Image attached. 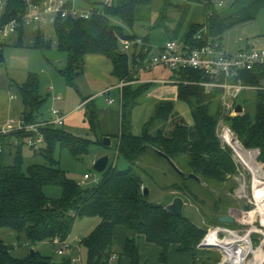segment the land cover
Masks as SVG:
<instances>
[{"label":"trees","instance_id":"16d2710c","mask_svg":"<svg viewBox=\"0 0 264 264\" xmlns=\"http://www.w3.org/2000/svg\"><path fill=\"white\" fill-rule=\"evenodd\" d=\"M3 1L5 10H0V29L25 12L28 6L26 0ZM32 1L38 4L44 0ZM85 1L90 6L100 3L99 0ZM173 1L175 0H164L165 6H171ZM186 1L201 3L206 11L205 23L193 25L185 37V45L193 48L205 46L210 41L221 43L227 30L255 20L257 15L254 10L264 6L263 0H233L227 11L219 12L215 7L218 0ZM152 2L153 0H114L112 6L105 8V16H94L89 20L57 19L54 25L57 49L67 56V67L60 74L67 85L80 93L77 81L84 73L85 58L88 55H101L110 60L114 67L113 75L119 81H133V63L129 64L128 57L120 50L121 40L132 37L126 36L123 28L115 25L112 19H118L131 27L135 21L136 8ZM68 4L72 5V1ZM204 28L208 30L207 36L200 41L195 40ZM25 33L24 28L17 33L20 46L23 45ZM34 41L33 49L43 51L51 48L40 30L35 32ZM146 56L147 53H141L143 60ZM173 73L178 81L177 99L190 107L193 126H189L183 117L175 113L174 102L160 101L144 124L142 134L135 135L131 113L147 95L150 84L126 86L121 99L120 132L115 137L118 140L116 158L127 162L128 168L121 171L115 163L109 164L102 174L101 182L91 189L66 177L60 162L55 158L56 150L58 147L67 148L75 157L84 156L90 153L93 145L102 146L104 138L110 136L100 133V139L97 140L79 138L64 127L43 126L39 131L44 136L45 143L40 147L30 148L36 156L43 157L45 164H35L24 169L23 149L35 134L21 130L0 135V231L7 229L18 235L23 234L32 244L52 243L56 238L69 239L77 219L99 218L98 226L80 241L87 252V264H110L115 254L121 259L126 258L129 264H146L142 261L141 240L159 248L160 264H168L171 251L190 255L191 264H219L221 256L218 252L199 249L206 236V229H202L184 213L180 217L170 214L166 207L176 197L183 198L186 203L188 199L199 202L197 192H207L204 184L222 186L232 182L236 186L232 177L237 174V165L232 152L223 148L217 135V127L221 121L227 123L246 149L259 150V161L264 163V66L242 72L238 79L246 86L257 88L253 118L248 114L226 116L220 100L222 91L212 89L206 92L199 85L200 82L210 81L204 73L194 70ZM20 94L23 104L21 116L26 125L46 122L42 109L47 99L40 93L37 75L28 76L20 87ZM89 99L83 98L82 102ZM86 106L87 121L96 137L100 127L99 110L93 101ZM158 151L170 158L183 174L171 167L176 180L163 188L166 191H176L178 195H172L164 202L153 203L143 195L144 183L141 176H150V172L142 166V159L148 152H152L157 159L168 163ZM190 175L197 176L200 182ZM48 186L60 187L63 191L62 198H48L45 194ZM222 202V199L215 202V214L219 212ZM215 214L209 219L210 225L225 226L219 223V218L226 213ZM227 227L232 229L235 224ZM120 229L126 234L125 244L116 253L114 246L117 230ZM216 235L211 233L209 236L210 246L217 247L219 240ZM12 248L0 237V264H55L52 257L43 256L39 252L19 259L12 255ZM62 264L73 263L71 259H65Z\"/></svg>","mask_w":264,"mask_h":264},{"label":"rangeland","instance_id":"374dc122","mask_svg":"<svg viewBox=\"0 0 264 264\" xmlns=\"http://www.w3.org/2000/svg\"><path fill=\"white\" fill-rule=\"evenodd\" d=\"M71 1L76 8H85L88 6L85 0ZM100 1L103 0H99V2ZM185 1L175 0L172 3V7H167L165 6L164 0H153L151 7L156 11V14L154 15V26L152 25L153 28L149 30L154 34L153 43H165V39L163 41V37L165 36L164 32L158 31L157 28H163V26L166 25L172 31H179L181 27H183L185 20H189L188 18L196 7H200L201 9L204 8L201 3H188ZM232 1L233 0H218L215 2V7L219 12L227 11ZM217 3H220L222 6H216ZM186 5L189 7H185ZM254 12L257 15L255 20L237 25L223 34L222 48L224 51L235 54L248 49H264V6L256 8ZM112 22L116 21L112 19ZM119 24L126 28V31L128 30L127 25H124L122 22ZM147 25L148 24H144L141 21L135 23V31H140L138 36H142L141 32L145 33L144 27ZM43 33L45 40L51 44L50 49L43 51L32 48L35 42L34 28L27 29L26 36L23 38V45L21 46L19 45L20 39L17 34H12L8 38L0 37L2 44L1 50H3L5 58L4 63L0 65V129L8 127L6 124L9 120H18L21 118L23 104L20 87L26 82L30 74H35L39 77L40 93L45 99H47L46 104L42 109L43 116L45 117L44 119L47 121L53 120V110H58L66 115L74 107L80 105L83 98H86L89 95H95L101 89H105L104 87H108L103 84L104 82L92 79L88 74L89 69H87V74H83L77 81L80 93L69 87L60 74V71L67 67V56L64 53H60L57 49L58 40L55 31L53 27L50 26L43 29ZM181 37V35H178V38L175 41L180 43L182 40ZM145 38L146 35L140 37L141 40H144ZM150 47L152 48L149 49L144 60L146 65L150 62L152 57L159 52V49H157L159 48L158 46L151 44ZM134 52L135 45L132 46L128 55H133ZM132 72L133 81H124L129 84L142 82L140 80V73L135 69H133ZM144 73L145 77H156L161 80L169 79L172 83L156 82L153 84L147 95L141 101V104L132 110L131 121L133 133L135 135L142 134L143 126L154 113L156 104L164 100L173 101L175 103V113L183 117L189 126H193L194 120L190 107L179 101L176 97V85H178V81L174 73L169 72V70L164 72L162 76L154 75L152 73L149 74L147 72ZM111 81L113 84L116 83L112 77ZM174 83H176V85ZM59 96H61L62 99L56 100V97ZM119 97V90L108 89V93L106 92V94H101L93 98L95 99L94 103L99 110L101 123L96 137L90 130L86 115L84 116V119H82V116L86 112V108H83V106L71 115V120L77 121V125L72 128H69L66 124L63 126L66 130L79 138L97 140L100 139V133H110L112 135V138H110V147L106 148L103 145H93L89 154L80 157L73 156L67 148H57L55 158L60 162V167L69 180H72L79 185L83 182L85 175L91 176V178L85 182L83 186L85 188L91 189L101 182L103 176L95 170L94 165L102 156L108 155L110 158V164L112 165L115 163L117 168L121 171L128 168L127 162L123 159L117 160L116 158L118 140L115 135L120 131ZM108 98L115 99V103L109 105L107 103ZM256 104L257 90H243L237 100V105H241L244 109L243 114H248L252 118L255 116ZM225 124L227 125V123ZM23 157L24 169L35 164H45L43 157L40 155L36 156L34 150L28 146H25L23 149ZM142 166H145L147 170H149L150 176H152H141L144 187L149 190L150 194L148 197L150 202H164L167 198L169 199L172 197V195H178L176 191H166L165 188H163L176 180V175L172 172L171 166L168 163L157 159L156 155L152 152H148V154L142 159ZM232 179L233 182L236 183V186L232 182L225 183L222 186L204 184L207 192H197V195L200 198L199 202L191 199L187 200L183 213L191 217V219H193V221L202 229H206V236H210L211 233L219 227L210 225L209 223V219L214 217L215 211L213 212V207L218 199L223 200V204L220 205L218 213H226L225 216H230L235 222V227L232 229L227 227L229 225L220 227L236 231L240 236H244L250 230V226H238L236 220L240 217V212L244 209V204L247 202L248 197H251L252 177L247 172L239 174L237 168V174L234 175ZM45 194L52 200H59L63 196V191L60 187L48 186L45 188ZM99 223V218L77 219L69 238L72 249L66 251L63 256L57 254V250L60 248L59 246H56L51 242L38 244L29 243L23 234L18 235L12 230H1L0 237H2L9 246H13L15 243L17 244L16 247L12 248L11 253L19 259L27 257L33 251L39 252L43 256L52 257L55 264H62L65 259L80 260L81 263L79 264H87V252L81 246L80 241L90 235ZM219 239L217 248L221 243V240L226 239L228 241V244L225 243L226 240L222 243L221 251L217 248L203 249L215 253L218 252L221 256L219 264H235L238 253L241 250L250 253L247 259V264L252 262L253 257L256 256L260 257L261 264H264V244H262L263 239L261 240L259 235L255 233L250 235L252 250L249 245V240L246 238L239 236L229 238L226 234H220ZM144 242L145 241L141 240L139 243L140 246H142L141 256L144 259L143 262L146 264H160V255L158 254L159 248L152 245V249L145 251L143 250V245L146 244V242ZM114 249L116 253L120 252L121 246L119 239L116 241ZM178 255V253L171 251L168 264H182L177 257ZM117 257L120 259L118 254ZM110 264L115 263L110 262ZM116 264H118V262Z\"/></svg>","mask_w":264,"mask_h":264},{"label":"built area","instance_id":"2783aa9c","mask_svg":"<svg viewBox=\"0 0 264 264\" xmlns=\"http://www.w3.org/2000/svg\"><path fill=\"white\" fill-rule=\"evenodd\" d=\"M26 2L28 6L25 12L19 14L11 22L1 26V37L8 38L12 34H17L19 29L22 28L43 30L51 26L54 29V25L59 18L89 20L94 16H105V8L114 4V0H103L97 5L76 8L73 2L72 5L68 4L70 0H44L38 4L33 3L32 0H26ZM216 6L220 7L222 5L217 3ZM0 10L2 12L5 10V2L3 0H0ZM207 33V28H204L194 39L200 41L207 36ZM121 45L123 53H128L133 45L141 49V53H148V49L144 46V43L141 40H135L132 42L125 39L121 40ZM258 66H264V49L243 50L235 54H229L223 50L220 42L210 41L205 46L193 48L192 46H186L171 40L162 47L158 55L152 57L146 67L142 66L141 68V66L137 65L135 70L140 73V71H148L152 68L163 67L171 72L182 70L202 72L210 78V81L200 82L199 85L205 88L206 92H209L212 89H220L222 91L220 100L226 116L236 117L239 115L236 112L238 106L237 100L242 91L257 90L255 87L246 86L241 81H238L239 76L242 72L252 71ZM130 84L121 81L117 87L113 88L120 90V102L123 89ZM57 99L60 100L61 97H58ZM107 103L113 105L115 99L108 98ZM52 117V121H46L34 125H26L22 116L18 120H9L6 124L8 127L0 129V135H6L14 131L28 130L35 134L34 137L28 140V146L31 148L40 147L45 143L44 136L39 131L41 127L47 125L63 127L66 124L67 116L62 112L53 110ZM217 135L223 148L229 149L232 152L239 174L247 172L251 175L252 192L251 197L249 196L247 199V203L250 205V210L245 211V209H243L240 212V217L236 220L238 226H250V230L244 236H240L236 231L219 226L213 231V233H217L216 238L218 240H220V234H226L229 238L235 236L246 238L249 240V245L252 250L250 240L251 234L255 233L259 235L260 239H263L262 244H264V219L262 216L256 215L253 217L252 215V213L258 209V202L256 199L258 191L264 188V163L259 161L260 151L246 149L240 143L232 129L227 126L224 121L219 123ZM1 154L2 149L0 148V155ZM90 178L91 176L85 175L83 182L79 185L84 186L85 182ZM52 243L60 247L57 250V254L60 256L65 255L66 251L72 249L69 239L60 240L56 238ZM209 244V235H207L200 245L210 246ZM16 246L17 244L15 243L13 247ZM217 249L221 251L220 248ZM115 258L116 257L114 256L110 261H114ZM72 263L79 264L81 262L80 260L74 259L72 260Z\"/></svg>","mask_w":264,"mask_h":264},{"label":"crops","instance_id":"0c3cea01","mask_svg":"<svg viewBox=\"0 0 264 264\" xmlns=\"http://www.w3.org/2000/svg\"><path fill=\"white\" fill-rule=\"evenodd\" d=\"M185 2H188V1H185ZM151 4H149V5H142V6H139V7L136 8V10H135V21H134V24L131 27L127 26L128 27V30L127 31L125 30L126 28H124L121 24H119L121 22L120 20L114 19L116 21V22H114L115 25L121 26L123 28L124 34L126 36L132 37V39H129L130 41L133 42L135 40H141L140 37L146 35V38L144 40H141V41L144 43V46L148 49V52H149V49L152 48V47H150L151 44H153L154 46H158L159 48H157V49H159V52H160V50L162 49V47L168 41H171V40L172 41H175V40H177L178 35H181L182 36L181 37L182 40H181L180 43L185 45V43H184L185 37L189 34L192 26L193 25H202V24L205 23V20H206V11H205V8L201 9L200 7H196L192 11L193 13L188 18L189 20L188 21L185 20L183 27H181V29L179 31H172L166 25H164L163 28H161V27L160 28H157L158 31H163L164 32V35L165 36L163 35L164 36L163 37V41L165 39V43L164 44L163 43H161V44L160 43H155V42L153 43V35L154 34H152V32L149 31V30L151 28H153V26H154L153 25V21H154V15L156 14V11L151 7ZM171 7H172V5H171ZM185 7H189V6L186 5ZM138 21H141L144 24H148L147 26L144 27L145 28L144 29L145 33L144 32H141L142 36H138V34L140 33V31L139 30L135 31V29H134L135 28L134 25ZM155 28H156V26H155ZM36 31H37V29H35V32ZM40 31L43 32V30H40ZM26 33H27V29H26ZM26 33H25V36H26ZM221 46H222V41H221ZM120 50L122 51L121 42H120ZM248 50H252V49H248ZM159 52H158V54H159ZM128 53H123V54H125L128 57L129 64H132L133 63V68L134 69L137 68V65L141 66V68H142V66H144V67L147 66L146 63L144 62L145 59L143 60V58H141V49H139V48H137L135 46V52H134V54L133 55H128ZM227 53H229V52H227ZM229 54H234V53H229ZM87 69H89V71ZM113 69H114V67H113L112 62L110 60H108L107 58L101 56V55H88L85 58V66H84V73L83 74L84 75L87 74V71H88V74L91 76L92 79H94L95 81L100 80V81L104 82L103 84L107 85L108 87H104L105 89H101L95 95H89L88 97L90 99L88 101H86L84 103L81 102L80 105H78L77 107H74L68 114H66V116H67L66 125L69 128L75 127L77 125V121L71 120V115L75 111L79 110L80 107H82V106H83V108H86L87 109V106H86L87 103L88 102H92V101L94 102L95 101V99H93V98L97 97L98 95L105 94L106 92H108V89L109 90H112L113 88L117 87L120 84L121 81H119L113 75ZM166 71H167V69H165L163 67H157V68H152V69H150L148 71H144V72H147L149 74L152 73L154 75L156 74L158 76H162L164 74V72H166ZM144 72L143 71H140V80L142 82H137V83L134 82V83H132L130 85L133 86V87H137L138 85H141V84H152V85H150V87H151L156 82L172 83V81H170L169 79L168 80H161V79H157L156 77H145V73ZM169 72H171V71H169ZM111 77L116 82L115 84L112 83ZM174 84L176 85V83H174ZM176 90H177L176 91V97H177V95H178V87H177ZM119 92H120V90H119ZM59 97H61V96H59ZM57 98L58 97H56V100H58ZM61 99H62V97H61ZM164 101H169V100H164ZM120 112H121V102H120L119 116H120ZM85 115H86V112L82 116V119H84V116ZM43 118H45V117L43 116ZM84 123H85V120H84ZM100 125H101V123H100ZM119 132L115 136H117L119 134ZM103 135L110 136L109 138H112V135L110 133H104ZM124 236L126 237V234H125V232L122 229L117 230L116 241L119 239V243H120V246H121V250L123 249L124 244H125V237ZM142 241H144V240H142ZM141 247L142 246H140V250H141ZM149 249H152V245L151 244L146 243V244L143 245V250L149 251ZM158 254H160V250L159 249H158ZM114 256L116 257L115 260L114 261H110V262H113L115 264L117 262H118V264H129V261L126 258H122V259L120 258L119 259L116 254L113 255V257ZM177 257L181 261L182 264H191L192 263L191 256L188 255V254H179ZM143 260L144 259L142 258V261Z\"/></svg>","mask_w":264,"mask_h":264},{"label":"water","instance_id":"95a60500","mask_svg":"<svg viewBox=\"0 0 264 264\" xmlns=\"http://www.w3.org/2000/svg\"><path fill=\"white\" fill-rule=\"evenodd\" d=\"M14 14V13H12ZM5 61L4 58V53L3 50L0 49V65H2ZM236 112L239 115H242L244 113V109L242 108L241 105H238L236 108ZM103 146L108 148L111 146V139L109 137H105L103 140ZM158 154L160 156H162L164 159L167 160V162L169 163V165L179 174H183L180 169L172 162V160L170 158H168L165 154L161 153L158 151ZM110 164V158L108 155L102 156L101 158H99L96 162H95V170L100 173L103 174L104 172H106V170L108 169ZM191 178L195 179L197 182H200V179L197 176L194 175H190ZM149 190L144 187L143 188V195L148 197L149 196ZM186 206V202L184 201L183 198L181 197H176L174 198V200L166 207V211L169 212L170 214L174 215V216H182L183 215V211L184 208ZM244 209L245 211H249L250 210V205L249 203H245L244 204ZM219 223L224 224V225H233L235 222L233 220V218H231L230 216H223L219 218ZM215 248L213 246H206V245H200L199 249H206V248ZM31 254L33 255L34 252L32 251Z\"/></svg>","mask_w":264,"mask_h":264},{"label":"bare ground","instance_id":"6f19581e","mask_svg":"<svg viewBox=\"0 0 264 264\" xmlns=\"http://www.w3.org/2000/svg\"><path fill=\"white\" fill-rule=\"evenodd\" d=\"M256 199H257V202H258V209H257V211L253 212L252 215H253V217H255L256 215L262 216L263 219H264V188H262L261 190L258 191ZM224 241L225 240L221 241V243L218 245V248L221 249L222 243ZM249 254L250 253H247L246 251L241 250L238 253L237 260H236L235 264H247V259H248ZM248 264H261V258L258 257V256L253 257V261L248 263Z\"/></svg>","mask_w":264,"mask_h":264},{"label":"flooded vegetation","instance_id":"af4514ba","mask_svg":"<svg viewBox=\"0 0 264 264\" xmlns=\"http://www.w3.org/2000/svg\"><path fill=\"white\" fill-rule=\"evenodd\" d=\"M225 243H227V240L225 241Z\"/></svg>","mask_w":264,"mask_h":264}]
</instances>
